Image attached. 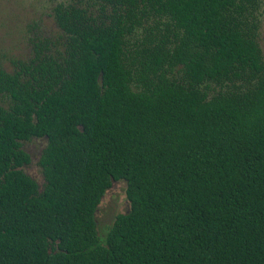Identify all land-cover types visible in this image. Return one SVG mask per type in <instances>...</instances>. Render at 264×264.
I'll return each mask as SVG.
<instances>
[{"label": "trees", "instance_id": "1", "mask_svg": "<svg viewBox=\"0 0 264 264\" xmlns=\"http://www.w3.org/2000/svg\"><path fill=\"white\" fill-rule=\"evenodd\" d=\"M263 4L50 0L0 64V264H264Z\"/></svg>", "mask_w": 264, "mask_h": 264}, {"label": "rangeland", "instance_id": "2", "mask_svg": "<svg viewBox=\"0 0 264 264\" xmlns=\"http://www.w3.org/2000/svg\"><path fill=\"white\" fill-rule=\"evenodd\" d=\"M50 0H0V64L10 69L9 58H24L28 53L27 38L30 27L36 25L42 33H55L56 29L49 15ZM260 25V45L264 47V4ZM41 139H32L22 143V149L30 156V163L24 171L36 179L40 178L36 165ZM127 208L124 197V183L112 182L101 197L96 210L95 221L99 236H102L116 213Z\"/></svg>", "mask_w": 264, "mask_h": 264}]
</instances>
